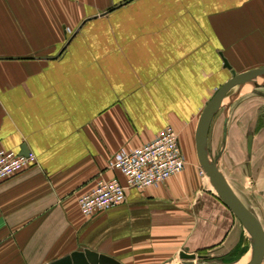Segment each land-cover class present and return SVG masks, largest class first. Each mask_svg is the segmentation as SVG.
Here are the masks:
<instances>
[{"label": "crops", "instance_id": "obj_1", "mask_svg": "<svg viewBox=\"0 0 264 264\" xmlns=\"http://www.w3.org/2000/svg\"><path fill=\"white\" fill-rule=\"evenodd\" d=\"M254 68L264 69V0H0V148L36 162L0 184V264L75 251L119 264L234 258L248 240L191 143L214 91ZM230 91L207 155L264 231V107ZM164 127L179 137L183 171L80 214L77 198L98 180L124 183L110 157Z\"/></svg>", "mask_w": 264, "mask_h": 264}, {"label": "built area", "instance_id": "obj_2", "mask_svg": "<svg viewBox=\"0 0 264 264\" xmlns=\"http://www.w3.org/2000/svg\"><path fill=\"white\" fill-rule=\"evenodd\" d=\"M179 137L174 129L164 127L155 139L133 150L120 149L110 157L109 168L124 177V183L115 178L98 180L94 188L77 198L79 213L91 217L98 211L119 207L127 189L158 187L185 168ZM34 155L20 156L0 148V184L35 165ZM199 175L203 173L199 171Z\"/></svg>", "mask_w": 264, "mask_h": 264}, {"label": "water", "instance_id": "obj_3", "mask_svg": "<svg viewBox=\"0 0 264 264\" xmlns=\"http://www.w3.org/2000/svg\"><path fill=\"white\" fill-rule=\"evenodd\" d=\"M224 66L227 68L223 60ZM231 73V72H230ZM264 81V69L254 68L250 71H243L231 76L220 85L212 94L211 98L205 103L194 127L193 140L194 143V156L197 163V168L206 177L211 190L214 195L218 197L220 202L223 204V208L227 209L238 221V224L242 228L244 233L247 234L249 241V246L252 248L250 259H248L246 264H260L261 259L264 257V234L263 229L258 222L255 220L254 216L242 204L237 200L236 196L232 194L231 190L227 187L225 181H223L222 175L219 173L218 169L215 167V161H211L210 157L207 155L206 149V134L208 126L214 116V113L222 106L223 99H225L226 94L233 88H237L242 84H251V82L256 80ZM20 156H25L28 154V150L20 149L18 153ZM248 246V247H249ZM179 258L184 260L180 264H186L185 262H191L196 259H204L205 257H200L194 253L186 254V252H181ZM51 264V263H50ZM52 264H119L113 258H107L104 255H94L88 252H71L69 257H64ZM189 264V263H187ZM205 264H217L216 262L207 261Z\"/></svg>", "mask_w": 264, "mask_h": 264}, {"label": "rangeland", "instance_id": "obj_4", "mask_svg": "<svg viewBox=\"0 0 264 264\" xmlns=\"http://www.w3.org/2000/svg\"><path fill=\"white\" fill-rule=\"evenodd\" d=\"M231 98L235 99L236 97H238V95H241L239 100H246L245 98H250L252 100H255V102H257V104L260 103L261 110L263 109L262 106L264 103V81L261 80H256L251 82V84H242L240 86H238L237 88H234V90L232 89L231 91ZM259 96V98H257ZM226 98V97H225ZM230 98V99H231ZM223 107L225 108V104L227 102V100L223 99ZM262 103V104H261ZM194 153V149H193V142L191 143V155H193ZM239 180L241 179V177L238 178ZM247 183V181H246ZM248 190V189H247ZM212 191V190H211ZM251 192V193H250ZM250 195H255L254 192H252V190H248V192ZM245 232V231H244ZM245 235L246 238H248L247 234L243 233ZM247 242V241H246ZM247 246H244V248H240L241 249H245L244 253H237L235 255L234 258L231 259H225V258H218V259H211V258H204V259H196L194 261H191L189 264H205V262L207 261H211V262H216L217 264H239V263H235V261H238L237 259H239L241 256H243L245 254V252L249 249V241L246 244ZM201 257V256H200ZM184 260H181L179 257H177V259H172L170 262H167L166 264H180L181 262H183ZM239 262V261H238ZM260 264H264V257L263 259H261V263Z\"/></svg>", "mask_w": 264, "mask_h": 264}, {"label": "bare ground", "instance_id": "obj_5", "mask_svg": "<svg viewBox=\"0 0 264 264\" xmlns=\"http://www.w3.org/2000/svg\"><path fill=\"white\" fill-rule=\"evenodd\" d=\"M204 176V175H203ZM251 248V247H250ZM251 252H252V248L250 249V252H249V254H248V256L245 258V260L243 259L242 261L240 260H238V261H235V263L237 262V263H239V264H246L248 261V259H250V256H251ZM186 264L187 263H190V262H185Z\"/></svg>", "mask_w": 264, "mask_h": 264}, {"label": "trees", "instance_id": "obj_6", "mask_svg": "<svg viewBox=\"0 0 264 264\" xmlns=\"http://www.w3.org/2000/svg\"><path fill=\"white\" fill-rule=\"evenodd\" d=\"M245 249H246V248H245ZM245 249H241V250L239 251V253H242V252L244 253ZM239 253H238V254H239Z\"/></svg>", "mask_w": 264, "mask_h": 264}]
</instances>
